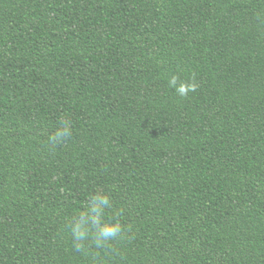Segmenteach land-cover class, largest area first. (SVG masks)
Returning a JSON list of instances; mask_svg holds the SVG:
<instances>
[{
	"label": "trees",
	"instance_id": "obj_1",
	"mask_svg": "<svg viewBox=\"0 0 264 264\" xmlns=\"http://www.w3.org/2000/svg\"><path fill=\"white\" fill-rule=\"evenodd\" d=\"M0 264H264V0H0Z\"/></svg>",
	"mask_w": 264,
	"mask_h": 264
},
{
	"label": "clouds",
	"instance_id": "obj_2",
	"mask_svg": "<svg viewBox=\"0 0 264 264\" xmlns=\"http://www.w3.org/2000/svg\"><path fill=\"white\" fill-rule=\"evenodd\" d=\"M168 85L181 97H186L196 88L195 83L180 80L176 75L169 77ZM70 135V122L64 120L49 137V142L53 145L63 143ZM87 199V207L69 220L73 246L77 250L83 249L86 246L85 242L89 240L96 248L106 247L121 238L124 231L119 221L113 220L106 212V209L111 207V199L106 191L97 188Z\"/></svg>",
	"mask_w": 264,
	"mask_h": 264
}]
</instances>
